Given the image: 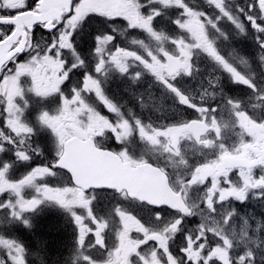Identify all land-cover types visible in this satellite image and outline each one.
Listing matches in <instances>:
<instances>
[{
    "label": "snow or ice",
    "instance_id": "snow-or-ice-1",
    "mask_svg": "<svg viewBox=\"0 0 264 264\" xmlns=\"http://www.w3.org/2000/svg\"><path fill=\"white\" fill-rule=\"evenodd\" d=\"M45 208L52 264H264V0H0V264Z\"/></svg>",
    "mask_w": 264,
    "mask_h": 264
},
{
    "label": "trees",
    "instance_id": "trees-1",
    "mask_svg": "<svg viewBox=\"0 0 264 264\" xmlns=\"http://www.w3.org/2000/svg\"><path fill=\"white\" fill-rule=\"evenodd\" d=\"M43 224V225H42ZM57 222L54 220H48V222H41L39 225H38V228H36L35 230L38 232L36 233L35 231L32 233V234H28L26 236V238H24L26 240V242H28L30 245L33 246V248L35 249L36 247H40V245L42 244V242H46L48 241V238L51 236V239L50 240H54L56 239L57 242V245H55V241H52L49 242L51 243V245L48 246L47 244V249L50 250L48 251L49 253H42L41 255L44 256V258H52L55 260V257L57 258V256L61 253V252H58V247L57 246H61V244H63V247H64V244L66 242V239H64L60 233H58L57 231ZM45 226V227H44ZM59 226V225H58ZM42 229V231H41ZM44 229V230H43ZM56 229V230H55ZM41 231V232H40ZM50 234V236H48ZM62 237V238H61ZM38 240H40V245H38ZM43 245V244H42ZM61 247V248H63ZM62 250V249H61ZM60 251V250H59ZM55 253L57 255H55ZM51 254V255H49ZM55 256V257H54Z\"/></svg>",
    "mask_w": 264,
    "mask_h": 264
},
{
    "label": "rangeland",
    "instance_id": "rangeland-1",
    "mask_svg": "<svg viewBox=\"0 0 264 264\" xmlns=\"http://www.w3.org/2000/svg\"><path fill=\"white\" fill-rule=\"evenodd\" d=\"M225 23H227V22H225ZM240 49H243L244 51H249L250 50V42H246L244 44H238L237 50H240ZM226 51H229L230 52L231 49L230 48H227ZM241 54H244V52H241ZM201 67L203 69L204 66L202 65ZM198 79H200V78H198ZM110 84H113L114 85L113 90L117 94L118 97H123V99H125V100L128 99L127 95L123 92V85H121L118 80L117 81H113ZM188 86L189 87H198V80H194V83L193 84L188 83ZM140 91H143V89H140ZM153 91H154V94L159 98L158 99V102L161 103V104H163L164 107L167 108L168 105L171 102L168 101V100H166L165 98L161 97L158 90H155L154 89ZM255 212H256V210H255ZM38 218H41V217H38ZM45 219L48 221V220H51L52 218L51 217L49 218V216H45ZM52 220H54V219H52ZM56 229H57L58 233H60V231L62 230V226L61 225L60 226L57 225V228ZM35 232L37 233L38 230L37 231L35 230ZM32 233L33 232H31L30 234H32ZM28 234L29 233H25L24 238H26V236ZM48 236H50V234ZM50 239H51V236L48 238V241L42 242L43 245L42 244L40 245V242H39L40 240H38V245H40V247H43L46 250L45 253H48V251H49L47 249V247H46L49 242L55 241V245H57V242L58 241H56V239H54V240H50ZM61 247H63V244H61V246H58V252H63V250L61 251ZM63 249H64V247H63Z\"/></svg>",
    "mask_w": 264,
    "mask_h": 264
},
{
    "label": "flooded vegetation",
    "instance_id": "flooded-vegetation-1",
    "mask_svg": "<svg viewBox=\"0 0 264 264\" xmlns=\"http://www.w3.org/2000/svg\"><path fill=\"white\" fill-rule=\"evenodd\" d=\"M225 28L227 29V26H226V23H225ZM238 44L239 43H237V44H235L234 45V47H236V48H238ZM244 44V43H243ZM230 49H231V47H229ZM189 83H191V84H193L194 83V80L193 81H190ZM109 87H110V89H112V88H114V85L113 84H110L109 85ZM55 211V210H54ZM50 216H49V218L51 217H57L58 215H55V213L54 212H51L50 214H49ZM61 220L62 219H58V220H55L57 223H58V225L60 226L61 224H63V225H65L66 223H65V221H63L62 220V222H61ZM59 221V222H58ZM45 222H48L46 219H45ZM61 222V223H60ZM63 225H61L62 226V230L60 231V234L62 235V236H64L63 238L64 239H66V242H67V240L69 239V234L71 233V226L70 225H68V224H66L65 226V229H64V227H63ZM69 226V227H68ZM67 228V229H66ZM69 229V230H68ZM68 230V231H67ZM69 232V233H68ZM62 238V237H61ZM65 242V243H66ZM49 245H51V243H49L48 244V246ZM63 251H64V249L63 248H61ZM61 250V251H62ZM61 253H63V252H61ZM54 260V259H53ZM52 258H47V262H49V264H52Z\"/></svg>",
    "mask_w": 264,
    "mask_h": 264
},
{
    "label": "bare ground",
    "instance_id": "bare-ground-1",
    "mask_svg": "<svg viewBox=\"0 0 264 264\" xmlns=\"http://www.w3.org/2000/svg\"><path fill=\"white\" fill-rule=\"evenodd\" d=\"M260 211H261V210H260L259 208L256 209V212H257V213H259ZM57 220H58V219H57ZM63 221H64V220H63ZM41 222H45V219H44V218H37V219H36V228H38V225H39ZM58 222H59V221H58ZM61 222H62V220H61ZM61 222H60V223H61ZM57 224H58V223H57ZM42 225H43V224H42ZM61 225H63V224H61ZM65 225H66V224H65ZM65 225H63L64 229H65V227H66ZM44 227H45V226H44ZM68 227H69V226H68ZM36 228H35V229H36ZM66 229H67V228H66ZM43 230H44V229H43ZM55 230H56V229H55ZM68 230H69V229H68ZM68 230H67V231H68ZM41 231H42V229H41ZM41 231H40V232H41ZM68 233H69V232H68ZM51 243H52V242H51ZM57 247H58V246H57ZM49 251H50V250H49ZM50 252H51V251H50ZM48 253H49V252H48ZM49 255H51V254H49ZM55 255H57V254L55 253ZM54 257H55V256H54ZM52 258H53V257H52ZM33 259H34V261H35V264H40L38 258L33 257ZM45 259L47 260V258H45ZM55 259H56V257H55ZM52 260H53V259H52ZM48 264H49V262H48Z\"/></svg>",
    "mask_w": 264,
    "mask_h": 264
}]
</instances>
